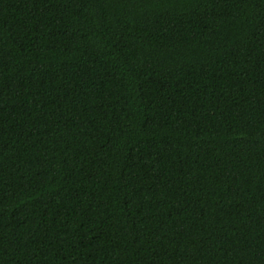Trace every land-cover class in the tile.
I'll use <instances>...</instances> for the list:
<instances>
[{"label":"trees","instance_id":"1","mask_svg":"<svg viewBox=\"0 0 264 264\" xmlns=\"http://www.w3.org/2000/svg\"><path fill=\"white\" fill-rule=\"evenodd\" d=\"M0 264H264V0H0Z\"/></svg>","mask_w":264,"mask_h":264}]
</instances>
